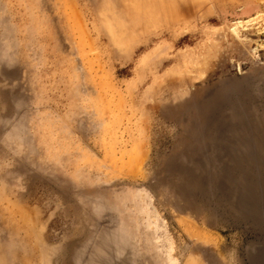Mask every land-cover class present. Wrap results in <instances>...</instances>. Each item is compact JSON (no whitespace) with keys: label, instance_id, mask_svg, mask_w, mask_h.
Masks as SVG:
<instances>
[{"label":"rangeland","instance_id":"374dc122","mask_svg":"<svg viewBox=\"0 0 264 264\" xmlns=\"http://www.w3.org/2000/svg\"><path fill=\"white\" fill-rule=\"evenodd\" d=\"M0 264H264V0H0Z\"/></svg>","mask_w":264,"mask_h":264}]
</instances>
